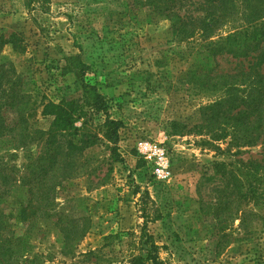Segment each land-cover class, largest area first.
I'll list each match as a JSON object with an SVG mask.
<instances>
[{"label": "rangeland", "instance_id": "rangeland-1", "mask_svg": "<svg viewBox=\"0 0 264 264\" xmlns=\"http://www.w3.org/2000/svg\"><path fill=\"white\" fill-rule=\"evenodd\" d=\"M143 3L0 0V36L16 34L25 45L23 53L10 45L0 50L8 78L14 72L35 105L73 101L83 107L74 122L81 130L70 129L58 141L63 155L70 153L67 141L77 144L83 136L90 144L75 149L72 168L58 177L50 215L18 232L29 240L25 254L29 260L37 255L33 264H130L144 229L161 264H264V224L253 218L248 232L240 231L234 220L239 214L225 209L223 171L213 170L217 163L260 160V147L240 149L228 140L211 143L216 149L202 146L206 136L192 129L200 123L199 108L214 99L194 71L208 63L218 73L229 72L236 62H207L196 55L195 43L175 40L169 22ZM82 84L97 88L108 118L119 123L115 144L105 137L106 116L85 106ZM42 111L34 113L33 126L47 132L54 117ZM143 143L167 150L168 181L157 179L153 164L138 151ZM41 144H31V154ZM9 145L0 140V156ZM27 149L15 148L21 180L0 202L13 217L26 204ZM253 210L264 220V208Z\"/></svg>", "mask_w": 264, "mask_h": 264}, {"label": "trees", "instance_id": "trees-1", "mask_svg": "<svg viewBox=\"0 0 264 264\" xmlns=\"http://www.w3.org/2000/svg\"><path fill=\"white\" fill-rule=\"evenodd\" d=\"M143 5L152 8L159 19L169 22L175 40L195 43L196 55H203L207 62L215 63L221 57L236 62L229 72L218 73L214 66L208 67V63L199 65L194 71L193 76L196 78L198 74L197 80H203V91L214 99L199 108L200 123L192 129L206 136L201 140L202 146L214 147L211 143L228 140V146L240 149L260 147V160L217 163L213 170L223 171L227 182L224 194L228 199L225 209L232 216L239 214L234 220L239 221L240 231L248 232L251 219L257 217L262 226L264 220L253 208H264V0H144ZM225 28L228 30L222 33ZM6 45L15 53L25 51V45L16 34L8 40L0 36V50ZM78 65L83 72L85 64L79 62ZM8 72L10 70L0 65V140L5 139L10 144L4 149L5 155L0 156V202L12 194L21 180L15 164L17 147L28 148V163L24 165L22 178L28 188L24 209L14 217L0 209V264H28L29 261L33 264L37 255L31 260L27 258L29 240L18 232L35 227L44 216L50 215L49 204L56 191L55 185L60 184L57 180H62L58 177H62L67 167L72 168L75 149L90 144L83 136L77 144L67 141L70 153L63 155L65 147L62 148L58 141L70 129L81 130L74 127V122L84 113L83 107L73 101L66 105L62 102L35 105L20 89L21 79L14 72L8 78ZM82 90L85 106L106 116L105 137L115 144L120 125L108 118L104 98L89 84H82ZM39 107L43 109L41 115L54 117L47 132L33 126L36 123L34 113ZM40 143L39 152L31 154L29 146ZM112 152L120 162L122 159L116 148ZM139 241V252L130 264H161L158 247L144 229Z\"/></svg>", "mask_w": 264, "mask_h": 264}, {"label": "built area", "instance_id": "built-area-1", "mask_svg": "<svg viewBox=\"0 0 264 264\" xmlns=\"http://www.w3.org/2000/svg\"><path fill=\"white\" fill-rule=\"evenodd\" d=\"M142 157L153 164L154 175L161 181L169 180V158L164 148L155 144L143 143L138 147Z\"/></svg>", "mask_w": 264, "mask_h": 264}]
</instances>
